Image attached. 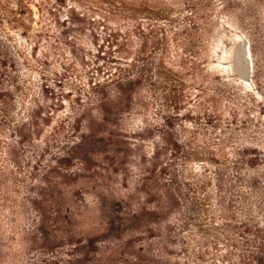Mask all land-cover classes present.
Here are the masks:
<instances>
[{
    "label": "rangeland",
    "instance_id": "rangeland-1",
    "mask_svg": "<svg viewBox=\"0 0 264 264\" xmlns=\"http://www.w3.org/2000/svg\"><path fill=\"white\" fill-rule=\"evenodd\" d=\"M23 4L0 9V264H264V0Z\"/></svg>",
    "mask_w": 264,
    "mask_h": 264
},
{
    "label": "trees",
    "instance_id": "trees-1",
    "mask_svg": "<svg viewBox=\"0 0 264 264\" xmlns=\"http://www.w3.org/2000/svg\"><path fill=\"white\" fill-rule=\"evenodd\" d=\"M0 9H2L3 12L5 13H9V14H13L15 15V17H19V16H25L26 15V5L23 4V0H15L14 1V4L11 5L10 9H8V7L6 6H3L0 4ZM28 10V9H27ZM26 19V18H25ZM19 22V20H18ZM22 33L21 35H25L27 33L26 29L22 27ZM178 91V90H176ZM177 95H176V98L178 99L181 94L180 92H176Z\"/></svg>",
    "mask_w": 264,
    "mask_h": 264
},
{
    "label": "bare ground",
    "instance_id": "bare-ground-1",
    "mask_svg": "<svg viewBox=\"0 0 264 264\" xmlns=\"http://www.w3.org/2000/svg\"><path fill=\"white\" fill-rule=\"evenodd\" d=\"M230 57H231V68L233 67V65L236 66V64L239 63L240 61L244 63L243 64L244 69H246L247 71L249 61L246 57L244 46L241 43H237L232 47L231 52H230Z\"/></svg>",
    "mask_w": 264,
    "mask_h": 264
},
{
    "label": "water",
    "instance_id": "water-1",
    "mask_svg": "<svg viewBox=\"0 0 264 264\" xmlns=\"http://www.w3.org/2000/svg\"><path fill=\"white\" fill-rule=\"evenodd\" d=\"M244 63L240 62L235 65H233L232 67V71L234 73V76H237V79H241L243 81L249 79V71H246V69H244ZM245 78V79H244Z\"/></svg>",
    "mask_w": 264,
    "mask_h": 264
}]
</instances>
